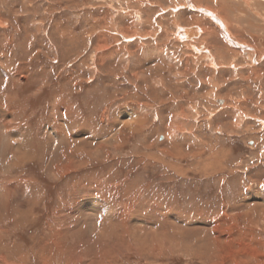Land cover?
Returning <instances> with one entry per match:
<instances>
[{"label":"rangeland","instance_id":"1","mask_svg":"<svg viewBox=\"0 0 264 264\" xmlns=\"http://www.w3.org/2000/svg\"><path fill=\"white\" fill-rule=\"evenodd\" d=\"M263 54L264 0H0V264H264Z\"/></svg>","mask_w":264,"mask_h":264},{"label":"bare ground","instance_id":"2","mask_svg":"<svg viewBox=\"0 0 264 264\" xmlns=\"http://www.w3.org/2000/svg\"><path fill=\"white\" fill-rule=\"evenodd\" d=\"M249 5H253V3H254V1L255 0H245ZM189 3H191V0H189ZM213 5V4H212ZM204 6V5H203ZM252 8V7H251ZM257 11V10H256ZM256 11H254V13L256 12ZM207 12V11H206ZM252 12V11H251ZM215 14V13H214ZM214 16V18H216L217 19V21L218 22H220V24H221V26L224 28L225 26H224V24H223V22L219 19V18H217L215 15H213ZM260 16V15H259ZM243 17V16H242ZM238 19V18H237ZM195 21V23H193V24H187V25H179L178 26V34L176 35V34H174V35H176V37L179 39V40H182L184 43H186L187 45H189V46H191V48H194L195 49V51L196 52H202L203 53V49L202 48H200L197 44H198V42L199 41H201L202 39H204V40H207V38L209 37H211L212 36V31L211 30H208L207 28H205V27H201V28H197L196 26H194V27H191V26H193V25H196V24H198V23H196L197 22V20H194ZM199 21V20H198ZM246 21V20H245ZM199 25V24H198ZM186 26H189L188 28L186 27ZM200 26H201V24H200ZM247 26V25H246ZM184 27H186L187 29H189V31L188 32H184V30L183 29H186V28H184ZM186 29V30H187ZM195 29H197L198 30V32H195ZM198 34L197 36H191L192 34ZM232 35V34H231ZM186 37V36H189L190 38H188V39H184L183 37ZM231 40V42L233 43V44H236V45H239L237 42H235L234 40H232V39H230ZM239 46H243L244 48H247L248 46L247 45H239ZM248 50H253V52H251V53H253V55L255 56H253V61L254 62H257L258 61V59H257V57H256V54H257V52L253 49V48H248ZM206 51V50H205ZM220 51V50H219ZM249 52V51H248ZM209 55H210V57H209V64L210 65H212V66H214V67H219L220 65L217 63V61L216 60H214L213 58H214V56L209 52ZM264 55V54H263ZM251 60V59H250ZM264 60V59H263ZM203 62V61H202ZM259 66V65H258ZM259 69V68H258ZM172 97V96H171ZM198 114V113H197ZM184 118V117H183ZM264 121V120H263ZM232 130V129H231ZM134 132V131H133ZM117 147V146H116ZM102 148V147H101ZM118 152V151H117ZM86 156H88V155H86ZM116 158V157H115ZM128 158V157H127ZM69 161V160H68ZM71 164V163H70ZM209 174V173H208ZM224 216V215H223ZM240 216V215H239ZM245 216H248L247 215V213H245ZM226 218H228L227 216L225 217V219ZM202 219V218H201ZM214 219V218H213ZM220 220V219H219ZM228 220V219H227ZM249 221H251V219L249 218ZM210 222V221H209ZM219 222V221H218ZM218 222H216V224L214 225V228H218L217 226L219 225L218 224ZM219 227H220V225H219ZM229 230H230V228H229ZM242 233V232H241ZM223 234V233H222ZM209 236V235H208ZM219 236V235H218ZM205 237V238H204ZM229 237V236H228ZM206 239H208L207 237H206V235L205 236H203L201 239L199 238L198 239V241H196V244L198 245V247L200 246L201 248H209V242L210 243H212L213 242V244H215L216 243V246L218 247L219 245H218V241H217V239L215 238V240L214 239H212V241L210 240V239H208V240H206ZM206 243V244H205ZM207 243H208V245H207ZM184 247V246H183ZM190 248H192V247H190ZM221 249V248H220ZM217 250V249H216ZM192 251V250H191ZM234 252H231L230 253V255H232ZM253 253V252H252ZM218 254V253H217ZM219 255V254H218ZM220 256V258L224 261V259H225V256L227 257V255H219ZM219 256H216L217 258L219 257ZM219 261V260H218ZM221 262L220 264H224L225 262ZM13 264V263H12Z\"/></svg>","mask_w":264,"mask_h":264},{"label":"water","instance_id":"3","mask_svg":"<svg viewBox=\"0 0 264 264\" xmlns=\"http://www.w3.org/2000/svg\"><path fill=\"white\" fill-rule=\"evenodd\" d=\"M186 29H187V28H186ZM186 29H183L184 32H188V31H189V29H187V30H186ZM195 32H198V30L195 29ZM198 34H199V33H198ZM198 34L196 33V34H194V35L197 36ZM191 36H192V35H191ZM183 38H184V39H188V38H190V37H189V36H186V37L184 36Z\"/></svg>","mask_w":264,"mask_h":264}]
</instances>
